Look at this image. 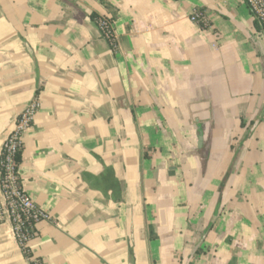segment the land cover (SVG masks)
Masks as SVG:
<instances>
[{
	"label": "crops",
	"instance_id": "crops-1",
	"mask_svg": "<svg viewBox=\"0 0 264 264\" xmlns=\"http://www.w3.org/2000/svg\"><path fill=\"white\" fill-rule=\"evenodd\" d=\"M105 1L114 43L100 0H0V153L38 103L18 169L47 214L32 256L264 264V36L245 1ZM0 264H30L5 214Z\"/></svg>",
	"mask_w": 264,
	"mask_h": 264
},
{
	"label": "built area",
	"instance_id": "built-area-1",
	"mask_svg": "<svg viewBox=\"0 0 264 264\" xmlns=\"http://www.w3.org/2000/svg\"><path fill=\"white\" fill-rule=\"evenodd\" d=\"M247 1L254 11L260 16H263L264 0ZM199 18L200 15L198 12H194L191 16V19L194 21ZM104 26V20L100 21L98 24L100 32L105 39H108L110 36L108 32H105ZM37 107L38 103L33 100L20 112L14 128L7 135L1 149L3 158L0 160V215L5 214L9 218L14 236L20 248L27 247L29 242L23 229L24 223L21 214L30 213L36 223L47 218L44 209L35 204L23 191L21 184H18V170L15 161L16 151L21 144L22 134L30 125ZM30 264L43 263L40 259L32 256L30 258Z\"/></svg>",
	"mask_w": 264,
	"mask_h": 264
},
{
	"label": "trees",
	"instance_id": "trees-1",
	"mask_svg": "<svg viewBox=\"0 0 264 264\" xmlns=\"http://www.w3.org/2000/svg\"><path fill=\"white\" fill-rule=\"evenodd\" d=\"M246 5L248 6L250 13L253 16V23H254V27L257 31H259L260 33H262V35L264 36V14L263 16H260L256 11H254L250 4L248 3L247 0H244ZM100 2L111 12V17H95L94 15H92V18L96 21L97 25L100 23V21L104 20L105 22V26H104V30L105 32H108L109 34V38L107 39L110 43H114V35H113V23L114 20L116 19V11L112 10L109 7V4L105 1V0H100ZM22 151H23V146L22 143L20 144V146L18 147L17 151H16V155H15V161H16V168L17 170L19 169V165L21 163L22 160ZM3 158V152L1 151L0 153V160ZM228 173L225 175V177H227ZM224 182H225V178L222 181V183L220 184L218 191L221 192L223 187H224ZM18 184H21L20 179H19V175H18ZM23 223H24V232L26 233L27 239L28 241H31L32 239H34L37 235H38V231H37V223L36 221L31 217L30 213H22L21 214ZM22 253L24 254V256H26L27 258H31L32 254L29 251L28 246L25 248H21ZM39 259V258H38Z\"/></svg>",
	"mask_w": 264,
	"mask_h": 264
},
{
	"label": "water",
	"instance_id": "water-1",
	"mask_svg": "<svg viewBox=\"0 0 264 264\" xmlns=\"http://www.w3.org/2000/svg\"><path fill=\"white\" fill-rule=\"evenodd\" d=\"M264 114V108H263V110H262V112H261V116ZM258 123V121L257 122H255V124L254 125H256Z\"/></svg>",
	"mask_w": 264,
	"mask_h": 264
}]
</instances>
